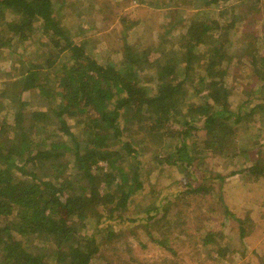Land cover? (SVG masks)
Here are the masks:
<instances>
[{
	"label": "trees",
	"instance_id": "trees-1",
	"mask_svg": "<svg viewBox=\"0 0 264 264\" xmlns=\"http://www.w3.org/2000/svg\"><path fill=\"white\" fill-rule=\"evenodd\" d=\"M63 2L0 0V49L10 48L14 40L23 44L39 32L45 39L40 40L43 50L34 59L40 62L20 64L0 89V115L7 111L0 118V264H143L135 260L130 246L125 250L128 258L123 256L119 243L128 238L118 235L115 225L125 231L146 226L154 240L150 227L163 221L164 226L156 230L160 236L156 243L172 253L173 261L163 256L152 264H179L169 235L171 230L176 237L185 232L186 228L178 224L185 211L178 210L177 216L173 212L180 201L185 205L183 200L191 202L193 196L216 192L213 183L218 184L216 194L223 196L222 183L228 179L201 172L194 167L195 162L205 153L228 157L226 147L235 144L240 132L245 136L255 133V138L264 132V90L241 91L239 95L245 99L239 108L245 110V102L251 105L250 99L257 100L247 115L236 116L228 110L237 90L227 84L232 57L225 52V41L206 52L209 63L205 76L197 82L200 88L186 90L189 79L176 83L171 78L177 64L189 67L196 61L195 45L211 31L219 30L217 22L208 24L192 16L181 21L184 32L179 51L187 50L181 59L177 56L180 62L164 54L150 64L146 55L141 56L157 70L158 90L153 93L137 72L121 73L115 66L103 65L86 53L82 43L73 40L63 25L64 15L59 9ZM261 2L242 0V11L260 12ZM214 3L217 0L204 4L208 7ZM234 26L232 22L225 30ZM226 47H232L228 40ZM133 63L138 64V60ZM146 68L141 67L139 74ZM260 79L264 86V77ZM189 91L194 96L207 92L205 102H187L184 92ZM214 107L218 109L212 112ZM249 115L253 118L248 119ZM182 116L186 120L181 127L171 130ZM140 117L146 118L145 129L133 131ZM71 121L82 130L81 135L71 129ZM258 122H262L260 128ZM198 123L207 132L203 141L193 138L192 132L200 129L195 126ZM140 132L160 145L159 152L150 158L145 156ZM244 147V152L259 150L253 166L263 170L258 156L262 144L254 141ZM151 162L157 164L162 176L181 164L190 178L164 190L152 182L151 173L144 171ZM245 172L251 174V170ZM81 217L93 227L89 236L84 234V224L79 223ZM238 221L242 226L252 225L247 218ZM212 237L206 235L205 240Z\"/></svg>",
	"mask_w": 264,
	"mask_h": 264
},
{
	"label": "rangeland",
	"instance_id": "rangeland-1",
	"mask_svg": "<svg viewBox=\"0 0 264 264\" xmlns=\"http://www.w3.org/2000/svg\"><path fill=\"white\" fill-rule=\"evenodd\" d=\"M58 1L60 4L64 1L63 9L59 7L64 15L63 25L70 31L73 40L85 46L87 54L103 65L115 66L121 73H128L129 70L137 72L138 76L142 77L141 80L152 87L153 93H157L158 90H156L155 81L157 70L144 63L146 57L150 60V64L164 54L168 56V59L173 57L178 59L177 56L181 59L187 50L185 47L179 51L182 48L179 38L184 32L181 21L192 16L208 24L217 22L218 26L215 27H219V30L211 31L207 37L199 41L194 48L196 61L189 67L183 63L177 64L176 73L171 78H175L176 83L185 78L189 79L188 84L185 85L186 90H194L193 87L200 88L197 82L205 76V68L209 63L208 59H205L206 52L208 53L225 41V52L227 56L232 57L227 84L231 90H234V87L237 90H234L236 93L231 97L232 105L228 107V110L236 116L247 115L251 107L256 105L257 100L250 99L252 100L251 106L247 99V102L243 104L245 110L239 108V103L245 99L243 96L240 97L241 91L264 90V86H261V79L259 80L260 76L264 77V0L260 3L261 6L259 5L260 12L253 11V13L242 11V0H217V3L208 7H205L204 3L210 0H177L178 2L176 0ZM232 12H236L237 16L233 17ZM9 16L10 14H8ZM232 22L235 23V26L226 31L225 27ZM217 37L219 42L216 40ZM41 39L43 42L45 41L42 33L39 32L23 44L14 40L10 48L0 49V89L11 75L16 74L20 64L25 63L30 66L32 62H40L34 59L37 57V52L43 50L40 45ZM227 40L232 47H226ZM255 50L258 52L255 53ZM179 52L180 54H178ZM142 55H146V57H141ZM180 59H178L179 62ZM137 60L138 64L133 63ZM140 61L141 67H147V70L142 74L138 72L141 68ZM224 65L227 63L224 62ZM206 94L207 92H202L194 96L192 91L184 92L186 101L195 103L205 102ZM180 106L185 108L183 104ZM217 109L218 107H214L212 112ZM6 113L7 111L2 113L0 118H3ZM251 118L253 117L249 115L248 119ZM185 120V116L176 119L171 130L180 128ZM145 122V117L138 118V123L133 127V131L140 130V128L145 129ZM261 123L258 122L259 128ZM70 124L76 134H82V130L77 128L75 121H71ZM195 126L200 129L192 132L193 138L203 141L207 136L206 130L202 129L201 123ZM139 136L146 148L145 156L150 158L152 154L159 152V144L150 142L143 132H140ZM250 136H254V139H248ZM250 136H245L240 132V135L234 140L235 144L231 143L226 147L225 154L228 157L205 153L195 162L196 166L194 167L201 172H207V174L211 172L212 175L228 179L222 183L225 190L224 198L222 195L216 194L218 184L213 183L215 186L212 189L214 188L216 192L205 197L202 193L198 194L201 197L193 196L191 202L183 200L187 203L185 205L180 201V206L173 212L177 216L178 210L185 211L180 215L178 221L179 225L182 224L181 228H186L185 232L176 237L173 235L175 231L170 229L171 235H169L170 242L172 241V244L169 243V245H172V250L176 252L179 264H263L261 260L264 261L262 258L264 257V169L261 170V168L253 166V160L257 159L255 155L259 150L244 152L243 148H245V143L254 141L262 144L258 156L264 165V132L256 138L255 133ZM71 164V167L74 168L75 157L73 155ZM128 164L132 165L131 162ZM101 165L107 168L106 164L102 163ZM159 169L155 162H151L144 171L151 173L152 179L154 178L152 182L164 190L174 188L179 181L186 183L190 178L189 171L181 164L167 169V173L163 176L159 174ZM236 170L238 172L251 170V174L237 175L234 173ZM70 173L73 171L70 170ZM247 179H258V181L250 182L251 187H245ZM157 192L159 193L158 188ZM150 195L148 194V196ZM165 208L171 210L170 206ZM257 210L261 211L260 219ZM225 211L228 213L224 214ZM251 215L255 223L250 218ZM245 218L252 222L251 226H242L238 221V219ZM63 221L65 222L64 217ZM79 223L84 224V234L89 236L93 227L89 228V222L84 217H81ZM164 224V221L152 223L150 228L154 231V240L147 233L146 226L142 225L141 228L134 227L130 231H125L115 225L116 233L124 234L128 238L121 239L120 243H122H119L121 252L125 254L123 256L128 258L125 250H129L130 246L134 250L135 260L143 264H152L153 260H160L163 256L173 261L172 253L156 243V239H160L156 230ZM106 234L105 229L102 235ZM206 235L213 237L211 240H205ZM205 241L210 243L206 244ZM124 242L130 244H124ZM220 251L223 253L220 254ZM74 254L75 252H72L71 257Z\"/></svg>",
	"mask_w": 264,
	"mask_h": 264
},
{
	"label": "crops",
	"instance_id": "crops-1",
	"mask_svg": "<svg viewBox=\"0 0 264 264\" xmlns=\"http://www.w3.org/2000/svg\"><path fill=\"white\" fill-rule=\"evenodd\" d=\"M244 174H248L249 175V173H244ZM256 181H258V179H247V182H246V184H245V187H251L252 185L250 184V182H253V183H255ZM257 213H258V216H259V219L262 217V214L260 213L261 211H256ZM251 217H253L252 215H251ZM254 217H256V216H254Z\"/></svg>",
	"mask_w": 264,
	"mask_h": 264
}]
</instances>
